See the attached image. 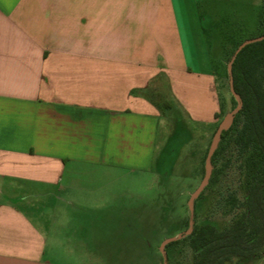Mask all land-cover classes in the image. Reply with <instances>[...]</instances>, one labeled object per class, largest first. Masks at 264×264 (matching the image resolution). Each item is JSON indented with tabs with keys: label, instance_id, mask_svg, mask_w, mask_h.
<instances>
[{
	"label": "crops",
	"instance_id": "0c3cea01",
	"mask_svg": "<svg viewBox=\"0 0 264 264\" xmlns=\"http://www.w3.org/2000/svg\"><path fill=\"white\" fill-rule=\"evenodd\" d=\"M195 42L185 0H0V264H50L58 209L152 171L169 94L216 124Z\"/></svg>",
	"mask_w": 264,
	"mask_h": 264
},
{
	"label": "rangeland",
	"instance_id": "374dc122",
	"mask_svg": "<svg viewBox=\"0 0 264 264\" xmlns=\"http://www.w3.org/2000/svg\"><path fill=\"white\" fill-rule=\"evenodd\" d=\"M185 1L202 68L216 72V124L185 118L169 94L152 171L121 177L106 173L99 180L102 188L88 202L58 209L57 218L47 221L55 239L47 251L50 264H191L192 251L182 241L189 230L188 201L205 176V158L217 126L238 105L226 67L239 44L264 34V0ZM236 130L219 142L212 179L193 203V225L222 229L238 212H229L228 206L230 197L240 201L243 196V158L231 142ZM179 235V243L160 250L162 242ZM252 264H264V257Z\"/></svg>",
	"mask_w": 264,
	"mask_h": 264
},
{
	"label": "trees",
	"instance_id": "16d2710c",
	"mask_svg": "<svg viewBox=\"0 0 264 264\" xmlns=\"http://www.w3.org/2000/svg\"><path fill=\"white\" fill-rule=\"evenodd\" d=\"M231 70L241 107L220 141L237 128L231 142L243 158V196L240 201L229 198V212H238L228 226L217 229L208 223L194 224L183 237L192 251L191 264H252L264 257V39L246 45ZM219 151L218 144L211 163Z\"/></svg>",
	"mask_w": 264,
	"mask_h": 264
},
{
	"label": "water",
	"instance_id": "95a60500",
	"mask_svg": "<svg viewBox=\"0 0 264 264\" xmlns=\"http://www.w3.org/2000/svg\"><path fill=\"white\" fill-rule=\"evenodd\" d=\"M263 39H264V34L261 35V36H257V37L245 40L241 44H239V46L235 49V51L232 54V56H231V58H230V60H229V62L227 64L226 68H227V73H228V78H229V89H230L231 94L234 97H237V96H236V94L234 92V89H233V78H232V70H231V68H232V63H233L236 55L246 45H249V44L254 43V42L261 41ZM240 107H241V101L238 98V105L236 106V108L224 115L222 121L219 123V125L217 126V128H216V130L214 132V135H213V138H212V142H211V144H210V146L208 148V152H207V155H206V158H205V167H206L205 176H204L203 180L201 181L199 187L193 192V194L191 195V197H190V199L188 201V208H189V211H190V219H189V230L184 233L185 236L190 233V231H191V229L193 227V203H194L195 199L199 196V194L203 191V189L207 185V183H208V181L210 179V176H211V171H212V168H211V157H212V155L214 154L215 150L218 147L222 132L223 131H227L231 127V125L233 123L234 116L240 110ZM181 237H182V235H179L177 237H172V238L166 239L164 242H162V244L160 246V250L163 252L164 251V247L167 244H169L171 242H174L176 240H179Z\"/></svg>",
	"mask_w": 264,
	"mask_h": 264
}]
</instances>
